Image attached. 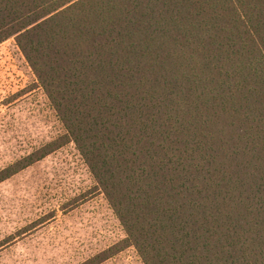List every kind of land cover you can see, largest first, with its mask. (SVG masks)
<instances>
[{"label":"trees","instance_id":"1","mask_svg":"<svg viewBox=\"0 0 264 264\" xmlns=\"http://www.w3.org/2000/svg\"><path fill=\"white\" fill-rule=\"evenodd\" d=\"M63 132L144 264H264V0H0Z\"/></svg>","mask_w":264,"mask_h":264},{"label":"rangeland","instance_id":"2","mask_svg":"<svg viewBox=\"0 0 264 264\" xmlns=\"http://www.w3.org/2000/svg\"><path fill=\"white\" fill-rule=\"evenodd\" d=\"M63 132L15 39L0 44V169ZM125 232L74 143L0 184V264H80ZM101 264H144L134 247Z\"/></svg>","mask_w":264,"mask_h":264}]
</instances>
